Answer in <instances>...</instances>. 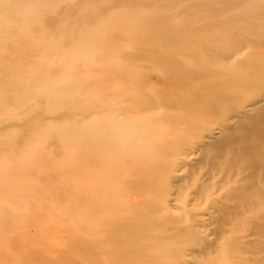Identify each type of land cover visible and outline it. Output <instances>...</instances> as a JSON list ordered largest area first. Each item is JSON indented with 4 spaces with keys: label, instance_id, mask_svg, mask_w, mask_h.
<instances>
[{
    "label": "bare ground",
    "instance_id": "6f19581e",
    "mask_svg": "<svg viewBox=\"0 0 264 264\" xmlns=\"http://www.w3.org/2000/svg\"><path fill=\"white\" fill-rule=\"evenodd\" d=\"M0 195L68 264H264V0H0Z\"/></svg>",
    "mask_w": 264,
    "mask_h": 264
},
{
    "label": "rangeland",
    "instance_id": "374dc122",
    "mask_svg": "<svg viewBox=\"0 0 264 264\" xmlns=\"http://www.w3.org/2000/svg\"><path fill=\"white\" fill-rule=\"evenodd\" d=\"M243 118L249 121V116ZM235 130L230 129L234 136ZM30 196L24 210L0 215V237L5 239L0 242V264H68L69 219L64 204H54L68 195Z\"/></svg>",
    "mask_w": 264,
    "mask_h": 264
}]
</instances>
